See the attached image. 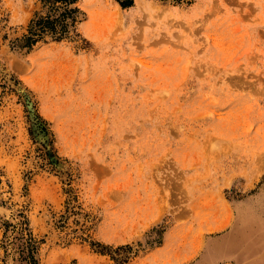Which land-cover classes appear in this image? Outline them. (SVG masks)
Masks as SVG:
<instances>
[{
	"label": "rangeland",
	"instance_id": "obj_1",
	"mask_svg": "<svg viewBox=\"0 0 264 264\" xmlns=\"http://www.w3.org/2000/svg\"><path fill=\"white\" fill-rule=\"evenodd\" d=\"M142 1L80 0L27 49L38 1L0 0V264L28 238L36 264H148L166 232L194 257L239 226L264 251V0Z\"/></svg>",
	"mask_w": 264,
	"mask_h": 264
},
{
	"label": "crops",
	"instance_id": "obj_2",
	"mask_svg": "<svg viewBox=\"0 0 264 264\" xmlns=\"http://www.w3.org/2000/svg\"><path fill=\"white\" fill-rule=\"evenodd\" d=\"M250 233L243 226L220 231L213 239L204 240L192 257L190 247L167 241L166 232L150 249L148 264H264V251H253L247 240Z\"/></svg>",
	"mask_w": 264,
	"mask_h": 264
},
{
	"label": "trees",
	"instance_id": "obj_3",
	"mask_svg": "<svg viewBox=\"0 0 264 264\" xmlns=\"http://www.w3.org/2000/svg\"><path fill=\"white\" fill-rule=\"evenodd\" d=\"M39 7L34 9L29 17L25 32L20 37L12 40V45L17 48L29 49L38 41H58L74 30L79 9L76 5L80 0H37ZM132 0H119V3L129 5ZM34 242L19 240L17 251L26 264H36L33 256Z\"/></svg>",
	"mask_w": 264,
	"mask_h": 264
},
{
	"label": "bare ground",
	"instance_id": "obj_4",
	"mask_svg": "<svg viewBox=\"0 0 264 264\" xmlns=\"http://www.w3.org/2000/svg\"><path fill=\"white\" fill-rule=\"evenodd\" d=\"M86 3V2H85ZM97 3V2H96ZM143 3V1L142 0H136V4H137V6L139 5L140 6V4H142ZM89 5V4H88ZM91 6V5H90ZM87 8V7H86ZM103 8V7H102ZM90 9H92V7L90 8ZM103 10V9H102ZM88 11V10H87ZM90 26V25H89ZM88 27V24L86 25V27H85V31H86V28ZM91 29H89V30H87L86 32H88V31H90ZM92 33V32H91ZM90 35V34H89Z\"/></svg>",
	"mask_w": 264,
	"mask_h": 264
}]
</instances>
